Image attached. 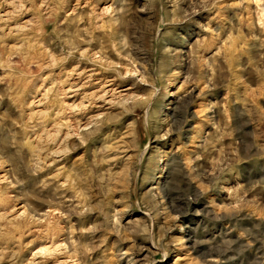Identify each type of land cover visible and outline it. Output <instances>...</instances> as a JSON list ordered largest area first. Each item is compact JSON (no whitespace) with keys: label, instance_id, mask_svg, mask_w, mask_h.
Instances as JSON below:
<instances>
[{"label":"rangeland","instance_id":"374dc122","mask_svg":"<svg viewBox=\"0 0 264 264\" xmlns=\"http://www.w3.org/2000/svg\"><path fill=\"white\" fill-rule=\"evenodd\" d=\"M0 264H264V0H0Z\"/></svg>","mask_w":264,"mask_h":264},{"label":"bare ground","instance_id":"6f19581e","mask_svg":"<svg viewBox=\"0 0 264 264\" xmlns=\"http://www.w3.org/2000/svg\"><path fill=\"white\" fill-rule=\"evenodd\" d=\"M172 198V201H174L175 199H178V201H179V198L177 197V196H174V197H171ZM182 198V197H181ZM174 199V200H173ZM181 200V199H180ZM173 206V205H172ZM175 207V206H174ZM182 239V238H181ZM189 239L190 238H186V239H184V240H182V241H179L177 244H179V245H182V246H185V248L186 247H188V245L186 246V245H183V244H186L187 243V241H189ZM223 255V254H222ZM224 256V255H223Z\"/></svg>","mask_w":264,"mask_h":264}]
</instances>
